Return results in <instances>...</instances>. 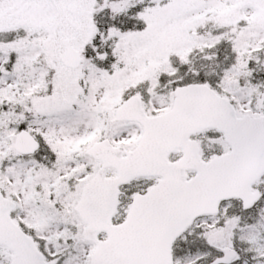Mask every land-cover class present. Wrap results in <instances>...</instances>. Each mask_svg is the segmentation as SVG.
I'll use <instances>...</instances> for the list:
<instances>
[{"label":"snow or ice","instance_id":"1","mask_svg":"<svg viewBox=\"0 0 264 264\" xmlns=\"http://www.w3.org/2000/svg\"><path fill=\"white\" fill-rule=\"evenodd\" d=\"M0 264H264V0H0Z\"/></svg>","mask_w":264,"mask_h":264}]
</instances>
